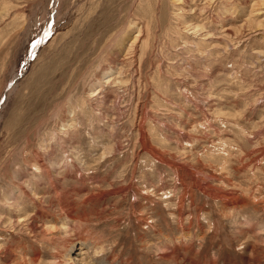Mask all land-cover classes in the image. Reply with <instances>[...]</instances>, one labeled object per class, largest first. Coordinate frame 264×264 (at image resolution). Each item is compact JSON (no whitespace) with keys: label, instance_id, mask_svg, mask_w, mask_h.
<instances>
[{"label":"rangeland","instance_id":"obj_1","mask_svg":"<svg viewBox=\"0 0 264 264\" xmlns=\"http://www.w3.org/2000/svg\"><path fill=\"white\" fill-rule=\"evenodd\" d=\"M0 264H264V0H0Z\"/></svg>","mask_w":264,"mask_h":264},{"label":"bare ground","instance_id":"obj_2","mask_svg":"<svg viewBox=\"0 0 264 264\" xmlns=\"http://www.w3.org/2000/svg\"><path fill=\"white\" fill-rule=\"evenodd\" d=\"M140 110V109H139ZM140 131H141V129H140ZM144 131V130H143ZM145 132V131H144ZM142 135H143V133H142ZM144 137V136H143ZM146 143V142H145ZM147 145V144H146ZM144 147V146H143ZM150 153V152H149ZM162 159V158H161ZM172 162V161H171ZM180 166V165H179ZM182 166V165H181ZM192 172V171H191ZM192 175V174H191ZM195 176H196V174H195ZM199 185L201 184L200 182H202V179H199V178H195L194 179ZM205 188H207V189H209L210 191H214V190H212V188L211 187H209V186H206ZM212 195V194H211ZM174 253V252H173ZM175 256V255H174ZM176 259H177V257H176ZM178 260V259H177ZM58 261V260H57ZM61 261V260H60ZM58 263V262H57Z\"/></svg>","mask_w":264,"mask_h":264}]
</instances>
